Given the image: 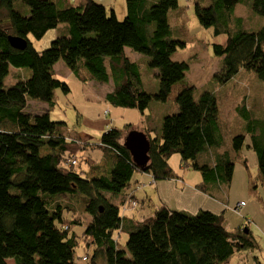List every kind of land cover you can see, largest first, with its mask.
Instances as JSON below:
<instances>
[{
    "label": "trees",
    "instance_id": "1",
    "mask_svg": "<svg viewBox=\"0 0 264 264\" xmlns=\"http://www.w3.org/2000/svg\"><path fill=\"white\" fill-rule=\"evenodd\" d=\"M125 1V17L120 20L104 1L0 0V264H77L76 251L82 245L94 247L91 257L82 258L87 264H228L236 252L260 250L249 225L232 231L223 214L200 210L193 215L158 205L142 221L122 216L121 207L128 201L138 210L135 194L125 191L139 183H133L135 175L148 174L155 184L175 179L169 163L175 154L185 168L201 174L200 191L215 197L210 191L214 186L222 198L234 178L238 156L232 151L238 153L247 139L235 135L227 148L226 128L231 126H220L216 96L204 91L196 98L193 87L177 94L179 112L161 118L158 130L146 111L153 101L166 103L189 69L187 62L173 60L177 50L186 47L174 38L177 29L169 17L170 12L180 13L179 3ZM239 5L264 17V0H210L206 7L197 4L195 8L202 25L214 28L217 36H227L225 43L213 45L215 55L223 58L216 75L222 85L241 72L254 73L264 81V26L247 30L244 17L236 15ZM61 25V33L49 46L43 50L33 46L30 36L40 40L50 31H59ZM10 35L25 39L27 48L14 49ZM127 49L148 59L132 61ZM60 61L83 83L111 82L113 91L106 102L138 110L141 124H148L109 127L101 142L90 148L102 152L104 164L91 166L93 176L77 166H66L68 158L78 160L81 148L69 138L68 123L54 121L49 114L56 108L58 91L71 93L69 84L55 71ZM145 62L156 70L157 93L146 90L140 65ZM14 68L24 73L7 85ZM28 101L46 103L48 111L33 116L27 110ZM238 111L251 121L248 147L257 154L264 184V130L258 134L257 126H252L257 119L246 101ZM146 118L152 121L147 123ZM134 130L150 139L149 162L142 168L124 145ZM82 150L88 152L87 146ZM88 160L95 161L92 156ZM78 195L85 197V203ZM64 196L69 202L62 200ZM84 204L91 222L79 234L74 228L83 226V221L76 210ZM245 205L239 203L235 211L241 212ZM123 233L128 237L124 248L119 240Z\"/></svg>",
    "mask_w": 264,
    "mask_h": 264
},
{
    "label": "rangeland",
    "instance_id": "2",
    "mask_svg": "<svg viewBox=\"0 0 264 264\" xmlns=\"http://www.w3.org/2000/svg\"><path fill=\"white\" fill-rule=\"evenodd\" d=\"M72 1L77 2V0ZM178 3L180 13L170 12V23L173 28L177 29L174 32V38L184 42L186 47L178 49L173 55V60L187 62L189 69L185 73L184 81L173 88L167 102L153 101L150 110H147L146 114L152 115V119L156 120L155 124L160 131L161 118L179 112L175 98L183 88L193 87L196 98L204 91H209L216 96L218 101L220 126L227 127L228 125L229 128L231 126V129L227 130L226 128V147L231 148L232 139L235 135H246V143L238 153L232 151L234 155L238 156L235 161L234 178L229 192L222 193V198L215 191L214 186L210 191L211 194H215V197L210 198L200 191L197 186L202 181L201 174L191 168H185L181 163L180 155L175 154L169 163L176 178L161 180L155 184L152 183V179L148 174H136L133 183L138 180L139 183H135L134 186L125 191L126 194L130 191L135 194L139 203L138 210H135L136 207L131 204L130 207H121V214L142 221L141 218L145 215L148 218L151 217L158 205H165L172 210L184 211L193 215H196L200 210L209 211L216 215L223 214L226 221H228L229 229L232 231L243 225L244 227L249 225L260 246V250L236 252L228 264H264V184L260 183L257 154L248 147L251 134L249 124L251 121L248 123L238 111V106L246 101L250 113L257 119V122L252 126H257L258 134L263 133L264 81L254 73L241 72L227 84H220L216 79V75L222 69L223 58L215 55L213 45L225 43L227 36L215 35V29L206 28L202 25L195 12L197 4L206 7L209 5L210 0H178ZM103 4L108 7L109 12L113 7L117 17L120 20L124 19L125 0H105ZM236 15L244 17L247 30L256 31L264 26V17L254 13L244 5L237 7ZM62 26H59L58 30L62 29ZM60 33L61 31L56 29L48 32L40 40L33 36H30V39L36 49L43 50L51 44L53 37ZM126 53L132 61H138L142 57L145 61L148 59L130 49H127ZM140 65L146 90L157 93L159 79L156 77V70H152L146 62ZM56 71L57 75L62 77V81L69 84L71 94L67 96L62 91H58L56 93V108L49 114L54 121L63 119L60 121L68 123L69 131H71L68 135L69 138L76 140V145L81 148L77 153L78 155H76L78 157L77 168L93 176V169L87 159L92 156L95 159L93 162L103 164L100 161L102 152L96 148L87 152L82 148L100 143L105 131L111 126L122 129L130 122L142 127H148V124H141L138 110L116 107L104 101L107 94L113 91L111 82L108 84H99L95 81L83 83L75 75H70V70L62 61L58 63ZM27 72L29 73V71ZM23 73L24 71H18L16 68L11 69V73L6 78V84L16 83V77H21ZM27 106L28 112L33 116L45 114L48 111V105L39 101H28ZM104 110L108 111L109 114L106 115ZM91 113L94 114L93 118L90 117ZM146 120L147 123L152 121L151 118H146ZM89 175H86V177ZM139 185L142 187L141 189H137ZM253 185L257 186L256 190H253ZM223 195H225L224 200ZM78 196V199L85 203V197ZM121 198L122 196L117 201L120 202ZM62 200L69 202L68 196L62 197ZM241 202L246 205L241 212H236L235 209ZM76 213L82 219L83 226H75L74 229L81 234L86 229L87 224L91 222V217L85 211V204L84 207L77 208ZM119 240L120 246L122 248L126 247L127 235L121 234ZM93 250V246L90 248L85 247V245L78 247L76 251L77 264H87L82 258L87 255L91 257Z\"/></svg>",
    "mask_w": 264,
    "mask_h": 264
},
{
    "label": "water",
    "instance_id": "3",
    "mask_svg": "<svg viewBox=\"0 0 264 264\" xmlns=\"http://www.w3.org/2000/svg\"><path fill=\"white\" fill-rule=\"evenodd\" d=\"M10 45L16 50L27 48V41L23 38L12 36L8 37ZM124 145L131 153L134 163L139 167H145L149 162L150 139L141 131H131L124 139Z\"/></svg>",
    "mask_w": 264,
    "mask_h": 264
},
{
    "label": "built area",
    "instance_id": "4",
    "mask_svg": "<svg viewBox=\"0 0 264 264\" xmlns=\"http://www.w3.org/2000/svg\"><path fill=\"white\" fill-rule=\"evenodd\" d=\"M98 1H105V0H98ZM109 112L108 111H105V114L107 115ZM66 166L68 167H73V166H77L78 165V160L75 158V157H71V158H68V160H66ZM134 205L135 206V203H132L131 201H128L127 204H126V207H130V205ZM242 205V204H241Z\"/></svg>",
    "mask_w": 264,
    "mask_h": 264
},
{
    "label": "crops",
    "instance_id": "5",
    "mask_svg": "<svg viewBox=\"0 0 264 264\" xmlns=\"http://www.w3.org/2000/svg\"><path fill=\"white\" fill-rule=\"evenodd\" d=\"M57 65H58V63H57L56 66H55V71H56V67H57ZM69 72H70V75H72L71 71H69ZM56 73H57V71H56ZM70 94H71V93H70ZM70 94H68L67 96H69ZM105 98H106V97H105ZM104 101L106 102V99H104ZM106 103H107V102H106ZM104 111H105V110H104ZM93 115H94V114L91 113V114H90V117L93 118ZM98 144H99V143H98ZM93 145L96 146L97 144H93ZM91 147H92V146H88V145H87L88 152H90L89 150H90ZM89 164H90V166H92L93 164H95V165L97 166V165H101L102 163L100 162V163L96 164V162L90 161ZM102 165H104V164H102ZM102 165H101V166H102Z\"/></svg>",
    "mask_w": 264,
    "mask_h": 264
}]
</instances>
